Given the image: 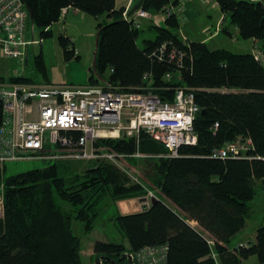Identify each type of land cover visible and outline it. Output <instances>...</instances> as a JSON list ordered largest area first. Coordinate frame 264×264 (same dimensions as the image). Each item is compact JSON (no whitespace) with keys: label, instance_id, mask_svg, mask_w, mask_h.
I'll return each instance as SVG.
<instances>
[{"label":"trees","instance_id":"1","mask_svg":"<svg viewBox=\"0 0 264 264\" xmlns=\"http://www.w3.org/2000/svg\"><path fill=\"white\" fill-rule=\"evenodd\" d=\"M170 1L143 0L142 7L157 13ZM23 2L30 23L44 37L52 34L50 26L66 7L109 19L97 23L89 83L108 82L124 90L151 86L166 100L173 99L177 86H185L194 91L199 106L193 121L196 143L181 145L175 156L146 133L140 134L138 143L134 136L95 142L94 147L102 150L138 152L152 158L156 169L153 183L159 191L154 194L159 200L137 211L117 212L111 219L126 243L97 239L94 257L104 256L101 264H112L110 259L127 264L123 253L167 244V264H241L252 255L264 262V214L254 242L229 244L245 226L257 180L264 183V64L252 51L212 49L203 41L183 43L175 13L164 24H154L155 36L145 38L139 46L140 27L123 16L124 6H117L116 0ZM263 2L217 0L224 18L238 27L242 37L260 41L264 40ZM223 29L230 33L228 27ZM58 40L66 59L75 56L67 36L60 33ZM173 47L182 52L169 54ZM34 62L45 76L41 52L35 54ZM3 79L30 81L25 75L0 77ZM2 119L0 98V124ZM240 137L251 140L245 155H212L213 148ZM140 158L127 157L128 161ZM0 185L4 193L0 264H83L81 238L73 229V219L81 221L84 232L90 231L109 204L147 196L151 191L106 158L94 159L83 171L68 176L60 174L57 161L8 176L0 165ZM187 219L197 221L201 230Z\"/></svg>","mask_w":264,"mask_h":264},{"label":"built area","instance_id":"2","mask_svg":"<svg viewBox=\"0 0 264 264\" xmlns=\"http://www.w3.org/2000/svg\"><path fill=\"white\" fill-rule=\"evenodd\" d=\"M138 0H124L123 16L135 27L141 18L153 14L142 5L130 10ZM262 2L263 0H250ZM264 6V2H263ZM64 8L61 15L65 12ZM160 12L165 17L176 14L169 2ZM28 12L23 0H0V57H13L27 63L29 46L36 43L27 35ZM183 43L188 40L182 39ZM172 42L165 43L161 51ZM189 44V43H188ZM173 47L169 54L182 52ZM252 54L264 64V40L253 38ZM170 78V73L166 74ZM3 119L0 124V165L7 159L31 157L46 146L64 149L62 156L70 158H106L138 180L123 162L140 153H116L94 147L101 138L134 136L136 143L146 133L163 143L170 156L178 154L184 144L197 140L193 121L199 106L194 91L177 86L172 100L152 91L151 86L124 90L120 86L91 83H35L32 81H0ZM69 132H78L73 136ZM251 145L249 138L226 141L213 148L218 157L245 155ZM57 158V154H54ZM154 196L150 191L142 205ZM167 244L146 245L130 253L134 264H167Z\"/></svg>","mask_w":264,"mask_h":264},{"label":"rangeland","instance_id":"3","mask_svg":"<svg viewBox=\"0 0 264 264\" xmlns=\"http://www.w3.org/2000/svg\"><path fill=\"white\" fill-rule=\"evenodd\" d=\"M214 2V0H205L200 7L198 5L199 9L197 7L194 8L193 3L189 2L188 4L191 5L193 9L187 5L186 11L181 13L186 18L182 21V25H180L181 28L193 39H200L202 35H205L207 37V45L212 49L227 48L236 52L251 51L252 39L242 37L239 34L238 27L234 23H231L227 17L224 18L223 11L219 8L220 6L214 8L216 6ZM124 3V0H116L117 6H124ZM69 12L67 17H64V14H62L59 21L51 25L52 34L48 37L42 36L39 28L31 24L28 20L27 35L36 40V43L29 46L28 62L22 64L17 58L0 57V77L8 78L15 75H25L30 78V81L35 83H47L46 77L52 83H89L88 77L90 74V67L93 65L94 52L96 49L97 23L98 21L108 22L109 19L104 15L96 19L94 16L84 12H78L76 15H72L71 7H69ZM157 18L160 19V16L156 15L154 20L147 17L140 19V31L137 37L139 46H143V40L145 38H153L155 36L156 30L153 25L157 23ZM221 18L224 20L221 26L219 25L220 27H218L217 24ZM223 25L229 27L231 33L223 29ZM60 33L76 37V39H74L75 56L69 59L64 57V53L59 44L58 36ZM39 52H41L44 57L46 65L45 76L37 71L35 67L34 56ZM62 152H64L62 147L52 145L50 147L46 146L44 149L38 151V154L35 156L7 159L1 164L3 165V175L8 176L24 172L57 161L60 174L68 176L83 171L94 162L93 159H90V161L86 158L65 157L62 156ZM54 154H57V158ZM140 157L143 158L135 159L134 161H126L123 162V164L128 165L137 177L138 180L134 181L142 183L153 193L158 194L159 191L153 183L154 172L156 170L154 168V160L152 158H146L144 155ZM3 196V186L0 185V215L3 213ZM140 198L141 197L129 198L123 201L129 204V207H131L130 211H136L142 207L143 201H140ZM119 211L115 203L109 204L103 213L97 217L93 228L87 232L81 229L82 223L80 220L73 219V229L81 238L83 264L95 263L94 253L90 254V252L87 253L86 251L91 249V242L96 239L126 243V238H124L122 231L117 227L114 221L111 220ZM263 214L264 183L262 180H257L255 196L250 201V211L246 219V226L243 230V233H245L248 238L254 235L258 223L262 221ZM241 234L242 233H240V235ZM237 238L238 237H234L230 239L229 243L233 245ZM242 264H264V262L259 261L255 255H252L249 258H245Z\"/></svg>","mask_w":264,"mask_h":264},{"label":"crops","instance_id":"4","mask_svg":"<svg viewBox=\"0 0 264 264\" xmlns=\"http://www.w3.org/2000/svg\"><path fill=\"white\" fill-rule=\"evenodd\" d=\"M203 1V2H202ZM171 0L170 1V3H171V5H172V7H173V9L175 10V11H177L176 12V14H175V17H176V19L178 20V28H177V32H178V36H179V38L180 39H185V40H189V41H191V40H194V41H203V42H205V43H207V37L205 36V35H202V37L200 38V39H193V38H191L187 33H186V31L184 30V29H182L181 28V26L180 25H182V21H184L186 18L184 17V15H182L181 13L182 12H184V11H186V9H187V5H189L188 3L189 2H192L193 3V7L194 8H198V5H199V7H200V5H202V3H204V1L205 0ZM215 2V7L214 8H216L217 6H219V4L217 3V0H214ZM200 2H202V3H200ZM190 6V8H192L191 7V5H189ZM72 8V12H71V14L72 15H76L78 12L79 13H82V11H79L78 9H76V8H73V7H71ZM220 8V7H219ZM193 9V8H192ZM199 9V8H198ZM69 7H66V9H65V12L63 13L64 15V17H67V15H69ZM151 14H153V17H152V20H154L155 19V16L156 15H159L160 16V19L159 18H157V25H161V24H164V22H165V20H166V18L167 17H165L164 16V14L162 13V12H157V13H151ZM223 15H224V12H223ZM60 19V18H59ZM159 19V20H158ZM224 19L223 18H221V20L220 21H218V24H217V26L218 27H220L221 26V24H222V21H223ZM59 21V20H58ZM55 23V22H54ZM220 25V26H219ZM223 27H225L224 25L222 26V28ZM50 29H52V26H50ZM227 30H230L229 29V27H228V29ZM231 33V32H230ZM65 36H67L69 39H70V41H71V43H72V45H73V48H74V39H76V37H74V36H70V35H68V34H64ZM251 47L253 48V39L251 40ZM252 48H251V51H252ZM28 62V61H27ZM50 80L47 78V82H49ZM40 83H43V82H40ZM127 161H128V159H127ZM127 167L131 170V168L127 165ZM132 171V170H131ZM133 172V171H132ZM134 174V173H133ZM135 175V174H134ZM154 194V193H153ZM154 196H155V194H154ZM153 197V196H152ZM157 197V196H156ZM142 198V197H141ZM125 200H127V199H125ZM140 201H141V199H139ZM120 202H122V203H120ZM150 202H151V199H150ZM113 203H115L117 206H118V208H119V213H126V212H133V211H130V208L131 207H129V204L127 203V202H124L123 200H121V201H116V202H113ZM143 205H145V204H143ZM142 205V206H143ZM142 207H140L139 209H141ZM138 209V210H139ZM137 211V210H136ZM247 219V218H246ZM112 220V219H111ZM113 221V220H112ZM189 224H191L193 227H195V228H198V229H200L199 228V225H198V223H197V221H195V220H189V219H187L186 220ZM247 221V220H246ZM260 225V223H258V226ZM245 226H246V223H245ZM244 226V227H245ZM258 226H257V228H258ZM244 227L242 228V229H240L238 232H236L232 237H231V239H233L234 237L236 238V237H238L237 239H236V241L233 243V245L235 246L238 242H247V241H252V242H254L255 241V236H256V230H257V228L255 229V232H254V235L253 236H251V237H247L246 236V234L245 233H243V230H244ZM201 230V229H200ZM240 233H242L241 235H240ZM238 235H240V236H238ZM97 240V239H96ZM95 241V240H94ZM94 241L93 242H91L92 243V246H91V249H89V250H87L86 252L87 253H89L90 252V254H92L94 251H93V243H94ZM105 241V240H104ZM230 244V243H229ZM232 246V245H231ZM251 257V256H250ZM249 258V257H248ZM242 264V263H241Z\"/></svg>","mask_w":264,"mask_h":264},{"label":"water","instance_id":"5","mask_svg":"<svg viewBox=\"0 0 264 264\" xmlns=\"http://www.w3.org/2000/svg\"><path fill=\"white\" fill-rule=\"evenodd\" d=\"M142 3H143V0H138L134 4V6L132 7V9L130 10V13H132L137 8H139L142 5ZM140 199H141V201H145L146 200V197H142ZM156 200H159V198L156 197V196L151 197V203H154ZM122 256L126 258L127 264H134V260L132 259L130 253H123ZM103 258H104V256H97V257H95V264H101ZM110 260H111V263L112 264H117L114 260H112V259H110Z\"/></svg>","mask_w":264,"mask_h":264},{"label":"flooded vegetation","instance_id":"6","mask_svg":"<svg viewBox=\"0 0 264 264\" xmlns=\"http://www.w3.org/2000/svg\"><path fill=\"white\" fill-rule=\"evenodd\" d=\"M127 262V261H126Z\"/></svg>","mask_w":264,"mask_h":264}]
</instances>
